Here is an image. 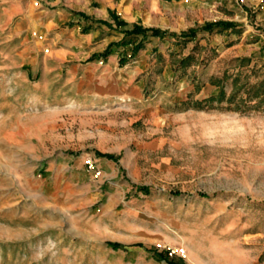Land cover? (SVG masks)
Instances as JSON below:
<instances>
[{
	"label": "rangeland",
	"instance_id": "rangeland-1",
	"mask_svg": "<svg viewBox=\"0 0 264 264\" xmlns=\"http://www.w3.org/2000/svg\"><path fill=\"white\" fill-rule=\"evenodd\" d=\"M113 4L134 27L197 36L168 35L133 57V44L112 46L108 20L92 36L45 26L42 10L74 16L76 2L0 0V264H96L89 252L103 249L264 264V96L247 93L264 81V0ZM218 22L237 28L203 31ZM79 65L78 79L102 78L114 95L87 81L78 92ZM82 157L103 191L92 207L72 192Z\"/></svg>",
	"mask_w": 264,
	"mask_h": 264
},
{
	"label": "crops",
	"instance_id": "crops-1",
	"mask_svg": "<svg viewBox=\"0 0 264 264\" xmlns=\"http://www.w3.org/2000/svg\"><path fill=\"white\" fill-rule=\"evenodd\" d=\"M25 1L33 2V3L45 2V3L50 4L52 7H56L62 1L67 2V3L76 2V5H73V6L76 8L75 10L77 11L78 14L74 13V16L73 14L70 15V14L65 13L66 11L60 8L52 10L51 14H49L48 11H46L45 9L42 10L41 12L42 14H45V16L51 15V18L48 20L47 23H45V26H49L51 22L54 23L55 19H58L57 21L61 22L62 23L61 26L63 27L67 25V22H69L66 28L73 26L75 31H77V29L78 30L80 29L89 30L88 32L90 36L101 31L102 28H104V26L99 23V21L101 20L103 21L108 20L110 21V23L113 24L112 28H107V30L111 31V33L114 34L116 38L120 40V42L124 38L122 29L131 30L136 24L140 25V23H130V21L126 20L125 16H122L119 12L114 10V4H113L114 0H25ZM73 6L70 5L71 8H73ZM109 9H112L113 11H115L119 19L127 23V27L117 28L115 21L113 19L111 20L110 18ZM62 20H65V21H62ZM147 28H151V27H147ZM142 39L143 38L141 37L139 40H142ZM157 39L160 40V39H165V38L149 37L148 39L145 40V45L146 43L148 44L150 43V41H154ZM85 40L87 41L88 38H86ZM117 42L119 43V41ZM130 46L131 45L125 47V49L129 48ZM116 52L120 54L121 50L117 49ZM120 56L125 58L123 54H120ZM80 66L81 65H79L77 70L75 69L70 72V75L73 77L72 81L77 82L78 80H80L79 82L80 85H78V87L80 86V89H77L78 92L83 89L84 87L83 84L85 83V81H87L89 83H92V85H89L88 88L90 87L94 88L93 90L98 96L107 94L112 97L114 95V93H111L110 91L106 90L105 87H102L98 84L100 81H102V78L96 79L95 77H91V78L87 77V79L84 81L83 78L80 76V79H78V77L76 76L77 74L79 75V73H76V72L78 71L80 72V68H82V66L81 67ZM111 66H109L108 69H110ZM84 74L87 76V74H89V71L86 70ZM81 84H82V87H81ZM87 158H93L94 160H96L100 168L103 170V172L106 171V169L111 166L108 164L106 160L101 159V156L99 155L98 156L88 155ZM85 160L86 158L82 157L76 160L75 164L73 165L74 170L78 173L80 177H82V179H85V180H83L81 183L76 185V187H72V192L74 193L73 195L75 197L79 196L82 200H85V203L87 204L86 206L92 207L95 204V202H99L100 198L103 197V191L101 190V187H99L94 181H92L93 178H92L91 173L87 170L85 166V162H86ZM109 184H111V182ZM108 188L112 192L113 190H115L114 192H116L119 189L118 187L112 186V184ZM115 194H118V193H114L115 197H112L111 201L108 204L103 205L102 210L104 214L113 212L114 204L116 201ZM82 204L84 203L82 202ZM85 208H86L84 209L85 211L90 210L89 209L90 207H85ZM111 225L112 224L110 223L109 226ZM112 235L119 237L122 234L113 232ZM84 236L90 237V235L88 236L84 235ZM138 247H141V245H138ZM115 251L116 250L108 251V249L93 250V251H90L89 254L92 256L95 254L96 257L100 258V261H98L96 264H192L190 261L186 262L179 258L169 259L165 253L157 251L155 249H151V250L129 249V251L125 255L112 256L110 252H115ZM105 257H106V260L104 259Z\"/></svg>",
	"mask_w": 264,
	"mask_h": 264
},
{
	"label": "trees",
	"instance_id": "trees-1",
	"mask_svg": "<svg viewBox=\"0 0 264 264\" xmlns=\"http://www.w3.org/2000/svg\"><path fill=\"white\" fill-rule=\"evenodd\" d=\"M113 19L116 22L117 28H125L127 27V23L119 19L116 15H112ZM104 24H108L105 23ZM237 28V26L234 23L230 22H218V23H211L206 25L203 28V31L208 32V33H219L223 34L228 31H233ZM122 33L124 34V38L122 39L121 42L116 43L112 46H129V45H134L133 47V57L138 55V53L145 48V40L148 39L149 37H156V38H165L166 36H172L174 38H183L184 40L187 41H192L196 38L198 31L196 30H190L189 32H184L182 35H177V34H171L166 31H162L160 29H153V28H144V27H134L133 29H122ZM143 38L142 40H139L140 38ZM189 59H184L181 62V66L184 67L186 66L189 62ZM125 63V62H124ZM122 63V64H124ZM247 93L251 96V94H260L264 96V81L261 82L259 85L252 86L251 89L247 91ZM254 96V95H253ZM257 96V95H256ZM114 247H118V245H113Z\"/></svg>",
	"mask_w": 264,
	"mask_h": 264
},
{
	"label": "built area",
	"instance_id": "built-area-1",
	"mask_svg": "<svg viewBox=\"0 0 264 264\" xmlns=\"http://www.w3.org/2000/svg\"><path fill=\"white\" fill-rule=\"evenodd\" d=\"M86 164H87L90 168H93V163H92L91 160L87 161ZM182 254H183V256H185V251H184V250H182Z\"/></svg>",
	"mask_w": 264,
	"mask_h": 264
}]
</instances>
